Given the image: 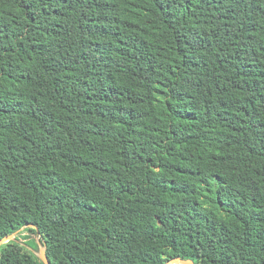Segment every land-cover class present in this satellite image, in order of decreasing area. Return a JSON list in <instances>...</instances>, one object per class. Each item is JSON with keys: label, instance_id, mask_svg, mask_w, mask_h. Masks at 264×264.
<instances>
[{"label": "trees", "instance_id": "trees-1", "mask_svg": "<svg viewBox=\"0 0 264 264\" xmlns=\"http://www.w3.org/2000/svg\"><path fill=\"white\" fill-rule=\"evenodd\" d=\"M23 227L50 264H264V0H0ZM20 235L0 264H43Z\"/></svg>", "mask_w": 264, "mask_h": 264}, {"label": "water", "instance_id": "water-1", "mask_svg": "<svg viewBox=\"0 0 264 264\" xmlns=\"http://www.w3.org/2000/svg\"><path fill=\"white\" fill-rule=\"evenodd\" d=\"M28 228H34L33 225H28L27 226ZM25 227L21 228L19 231L9 235V236H6L4 238H1L0 239V247L10 241H14L15 238H16V235L21 231V230H24ZM42 240L40 238V236L37 237L36 239V243L38 245V252H35V256L43 263V264H50L48 258H47V255H46V251H45V248L43 247L42 245ZM166 264H194L193 261L191 260H184V259H181L179 257H176V258H173L171 260H169Z\"/></svg>", "mask_w": 264, "mask_h": 264}, {"label": "rangeland", "instance_id": "rangeland-1", "mask_svg": "<svg viewBox=\"0 0 264 264\" xmlns=\"http://www.w3.org/2000/svg\"><path fill=\"white\" fill-rule=\"evenodd\" d=\"M21 234V235H20ZM17 235L23 236V235H28L31 239H37V237L33 234H30L27 231L21 230ZM19 241L23 242L22 239H19ZM38 252V251H37Z\"/></svg>", "mask_w": 264, "mask_h": 264}]
</instances>
